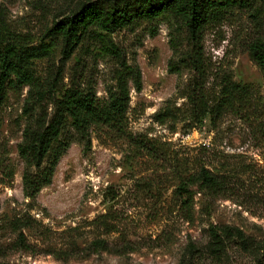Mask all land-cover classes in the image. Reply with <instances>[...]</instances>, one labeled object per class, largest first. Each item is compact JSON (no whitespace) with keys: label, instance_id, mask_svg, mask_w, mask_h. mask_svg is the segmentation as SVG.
<instances>
[{"label":"rangeland","instance_id":"obj_1","mask_svg":"<svg viewBox=\"0 0 264 264\" xmlns=\"http://www.w3.org/2000/svg\"><path fill=\"white\" fill-rule=\"evenodd\" d=\"M90 1L0 0V41L50 42L44 34ZM107 38L142 72L141 89L130 82L125 131L92 129L82 136L68 127L73 142L35 199L23 189L25 127L51 116L55 100L73 86H92L106 99L121 66L94 39L63 61L57 37L52 53L32 62L33 98L31 86L14 78L0 92V264H264V74L249 54L253 41L264 39V0L235 6L202 33L211 94L226 74L250 90L246 105L215 125L183 116L193 73L170 70L180 64L176 47H191L181 19L166 15ZM167 104L176 117L158 119ZM202 163L224 176L222 193L192 183ZM188 179L192 204L186 209L178 188ZM109 188L114 200L106 198ZM108 212L111 229L94 222ZM225 226L239 228L248 244L226 237ZM211 227L223 239L219 249L211 244ZM98 238L111 248L94 250Z\"/></svg>","mask_w":264,"mask_h":264},{"label":"trees","instance_id":"obj_2","mask_svg":"<svg viewBox=\"0 0 264 264\" xmlns=\"http://www.w3.org/2000/svg\"><path fill=\"white\" fill-rule=\"evenodd\" d=\"M251 1L93 0L55 23L43 36L44 40L49 38L50 42L23 45L14 40L0 41V92L8 83L16 80L20 84L31 86L33 98L32 92L35 87L38 88V83L32 70V62L49 56L53 49L52 41L57 37L62 40L63 61L71 59L78 46L86 39H94L101 42L102 50L116 57L121 66L117 72L116 84L108 91L106 99H100L92 86H73L55 100L51 116L44 114L35 122L27 124L23 132V142L19 147L25 162V196L35 199L44 187L52 183L61 159L73 142L70 135H66L68 127L72 126L82 136L89 135L92 129L125 131L126 114L131 102L130 82L136 89H141L142 72L137 63L129 64L123 58L119 47L107 38L108 34L123 28L133 27L143 21L152 22L166 15L181 19L188 28L191 47L185 52L178 51L176 47L180 64L172 63L170 70L175 71L182 66L193 73L186 87L187 102L183 116L193 123L209 118L215 125L227 112L241 110L249 99L250 90L247 85L233 80L229 74L223 76L219 91L211 94L208 90L209 68L203 56L201 38L207 25L221 19L235 6H250ZM249 54L264 74L263 38L253 41ZM40 91L36 89V94H40ZM157 117L160 120L175 118L176 113L171 104H167ZM191 181L198 182L212 194H220L226 188L224 176L212 172L204 163L199 165L198 172ZM189 184L188 179L178 188L179 197L186 209L192 204ZM106 198L114 200L115 190L109 188ZM110 217H113L112 212L101 214L94 222L111 229L114 226L109 220ZM222 231L226 237H237L243 246L248 244L239 228L225 226ZM210 237L215 249L223 246V239L215 227L210 228ZM92 245L94 250L111 248L104 238L94 240Z\"/></svg>","mask_w":264,"mask_h":264}]
</instances>
